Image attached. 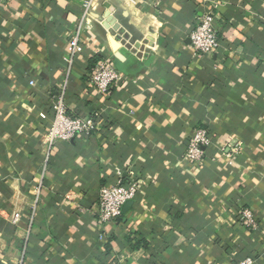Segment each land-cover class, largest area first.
I'll return each mask as SVG.
<instances>
[{"label":"crops","instance_id":"1","mask_svg":"<svg viewBox=\"0 0 264 264\" xmlns=\"http://www.w3.org/2000/svg\"><path fill=\"white\" fill-rule=\"evenodd\" d=\"M208 11L221 46L197 55L191 33ZM112 38L127 60L104 95L91 76L115 60ZM65 83L68 111L97 128L50 145ZM200 128L211 142L194 163ZM130 181L136 197L102 230L100 188ZM246 258L264 264V0H98L87 16L84 0H0V264Z\"/></svg>","mask_w":264,"mask_h":264},{"label":"built area","instance_id":"2","mask_svg":"<svg viewBox=\"0 0 264 264\" xmlns=\"http://www.w3.org/2000/svg\"><path fill=\"white\" fill-rule=\"evenodd\" d=\"M98 0H84V16H87L92 6ZM192 47L197 55H210L217 51L220 46V38L216 27V16L213 11L203 13L197 26L191 33ZM83 51L81 44V30L76 31L71 43L66 61L69 67L73 66L75 57ZM120 78L119 70L112 57L100 60L94 73L91 76L92 86L104 95L108 94L113 84ZM65 83L60 91L52 99L53 118L46 131V138L50 145L57 141H71L78 135L89 136L96 128V122L90 116L72 115L66 106L64 89ZM211 142L207 129H197L188 144L186 158L190 162L202 161L205 151L204 147ZM238 147L235 148L237 152ZM140 188L137 181L120 183L112 186H103L99 190V212L98 222L102 230L105 226L116 220L123 214L124 206L133 200ZM20 215L14 216L13 222L17 223ZM239 221L247 228L258 226L255 215L252 211L244 209L239 215ZM103 238V235L100 236ZM252 258H246L241 264H253Z\"/></svg>","mask_w":264,"mask_h":264},{"label":"water","instance_id":"3","mask_svg":"<svg viewBox=\"0 0 264 264\" xmlns=\"http://www.w3.org/2000/svg\"><path fill=\"white\" fill-rule=\"evenodd\" d=\"M112 47L114 50L115 63L119 67L121 63L126 62L127 52L122 49L121 44L114 38H112Z\"/></svg>","mask_w":264,"mask_h":264}]
</instances>
